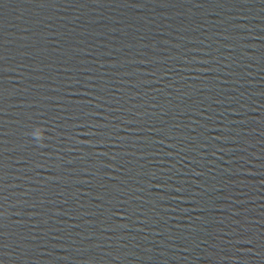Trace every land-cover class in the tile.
I'll list each match as a JSON object with an SVG mask.
<instances>
[{"label":"water","instance_id":"water-1","mask_svg":"<svg viewBox=\"0 0 264 264\" xmlns=\"http://www.w3.org/2000/svg\"><path fill=\"white\" fill-rule=\"evenodd\" d=\"M0 264H264V0H0Z\"/></svg>","mask_w":264,"mask_h":264},{"label":"clouds","instance_id":"clouds-1","mask_svg":"<svg viewBox=\"0 0 264 264\" xmlns=\"http://www.w3.org/2000/svg\"><path fill=\"white\" fill-rule=\"evenodd\" d=\"M40 129L39 128H36L32 133L31 135H33L34 137H37V138H41L39 133H40Z\"/></svg>","mask_w":264,"mask_h":264}]
</instances>
